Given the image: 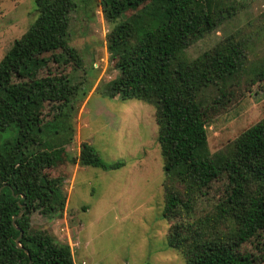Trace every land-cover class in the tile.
Here are the masks:
<instances>
[{
	"label": "trees",
	"instance_id": "trees-1",
	"mask_svg": "<svg viewBox=\"0 0 264 264\" xmlns=\"http://www.w3.org/2000/svg\"><path fill=\"white\" fill-rule=\"evenodd\" d=\"M229 1L35 0L36 22L0 61V127L18 128L17 140L0 151V264H76L68 244L32 227L34 212L55 218L67 206L64 178L44 171L65 162L104 171L126 166L105 162L89 143L82 144L78 158H70V139L55 145L42 139L43 132L58 130L61 123L70 129L65 111L80 94V84L69 78L40 77L51 62L84 67L68 42L79 3L96 4L113 24L107 49L113 59H121L120 75L105 87V97L139 100L157 109L158 142L169 179L162 212L172 223L168 246L185 264H256L258 258L240 248L264 230V119L215 155L207 127L232 101L237 80L250 73L263 80L264 68L247 70L246 46L235 36L194 60L186 55L234 15ZM47 104L55 113L49 122L44 121ZM217 183L224 184L223 196L209 213L197 215L199 195Z\"/></svg>",
	"mask_w": 264,
	"mask_h": 264
},
{
	"label": "rangeland",
	"instance_id": "rangeland-1",
	"mask_svg": "<svg viewBox=\"0 0 264 264\" xmlns=\"http://www.w3.org/2000/svg\"><path fill=\"white\" fill-rule=\"evenodd\" d=\"M228 4L234 5V15L193 44L187 57L194 60L235 36L246 46L247 70L264 68V0H230ZM37 18L35 0H0V61ZM112 28L96 4L79 3L72 13L68 42L78 51L84 67L51 62L40 77L69 78L80 84V94L65 111L64 123L70 129L61 123L58 130L43 132L42 139L47 145L70 139L66 144L70 158H78L82 144L88 141L105 162L124 161L126 166L104 171L65 162L58 169L45 170L51 178H64L67 206L55 218L34 212L32 227L48 231L62 244L68 243L60 229L68 226L74 230L75 240L80 242L79 247L71 248L76 264H185L183 256L168 246L172 223L162 217L169 179L158 142L157 109L139 100L105 97V87L120 75V58L113 59L107 49ZM231 100L212 116L207 127L213 155L225 153L264 119V79L253 73L240 77ZM52 108L46 105L45 122L53 121ZM17 138L15 125L6 130L0 127V151ZM224 188L217 183L200 194L196 214L214 209ZM240 252L257 257L256 264H264V230L244 243Z\"/></svg>",
	"mask_w": 264,
	"mask_h": 264
},
{
	"label": "built area",
	"instance_id": "built-area-1",
	"mask_svg": "<svg viewBox=\"0 0 264 264\" xmlns=\"http://www.w3.org/2000/svg\"><path fill=\"white\" fill-rule=\"evenodd\" d=\"M60 232L64 236V238H66V241H67L68 245H70L71 248L79 247L80 242L75 240L74 230H71L68 226H65V227L60 229Z\"/></svg>",
	"mask_w": 264,
	"mask_h": 264
},
{
	"label": "water",
	"instance_id": "water-1",
	"mask_svg": "<svg viewBox=\"0 0 264 264\" xmlns=\"http://www.w3.org/2000/svg\"><path fill=\"white\" fill-rule=\"evenodd\" d=\"M24 212H25V210H23V211L20 213L19 216L14 217V219H13L14 224H15V222H16V220H17L18 218H21V217H22V215L24 214ZM19 241H20V239H18L17 244H18L19 248H22V246L19 244Z\"/></svg>",
	"mask_w": 264,
	"mask_h": 264
},
{
	"label": "crops",
	"instance_id": "crops-1",
	"mask_svg": "<svg viewBox=\"0 0 264 264\" xmlns=\"http://www.w3.org/2000/svg\"><path fill=\"white\" fill-rule=\"evenodd\" d=\"M85 143H88V141H85Z\"/></svg>",
	"mask_w": 264,
	"mask_h": 264
}]
</instances>
